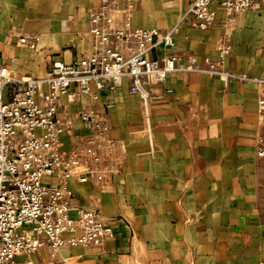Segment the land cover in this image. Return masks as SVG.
Segmentation results:
<instances>
[{
    "label": "crops",
    "instance_id": "obj_1",
    "mask_svg": "<svg viewBox=\"0 0 264 264\" xmlns=\"http://www.w3.org/2000/svg\"><path fill=\"white\" fill-rule=\"evenodd\" d=\"M118 1V25L127 13L133 27H175L168 51L194 55L196 69L150 84L146 103L129 92L128 78L113 92L100 91L93 104L109 125L104 178L70 187L74 203L98 207L114 236L99 249L62 254L78 264H264V156L256 153L264 141L257 107L264 0L232 19L217 9L205 29L184 16L191 0ZM99 6L100 0H0V63L26 79L44 75L54 58L69 62L91 52L89 11ZM25 36L37 37L35 48L21 42ZM224 43L226 79L208 72L203 60H217ZM163 52L157 47L149 55ZM88 103L62 98L59 111L72 115ZM91 136L75 121L62 135L63 148ZM44 256L34 260L44 264Z\"/></svg>",
    "mask_w": 264,
    "mask_h": 264
},
{
    "label": "built area",
    "instance_id": "obj_2",
    "mask_svg": "<svg viewBox=\"0 0 264 264\" xmlns=\"http://www.w3.org/2000/svg\"><path fill=\"white\" fill-rule=\"evenodd\" d=\"M215 1L191 0L184 16L205 29L217 9L232 19L258 6V0H218L215 7ZM119 11L118 0H100L88 17L93 50L69 62L52 59L42 76L17 79L0 63V264H38L34 258L43 252L44 264H78L62 250L99 249L112 238L113 228L99 208L74 203L70 187L104 178L102 145L109 125L93 102L102 89L113 92L128 78L129 92L146 103L150 84L164 82L174 71L196 69L194 55L168 51L174 46L175 27H133L127 13L118 25ZM20 40L36 47V36ZM157 47L163 54L151 57ZM229 50L224 43L217 60L204 57L206 70L226 79L229 74L222 66ZM257 82L258 116L264 122V80ZM85 97L89 103L80 111L72 115L59 111L62 98L72 102ZM75 121L92 136L66 150L62 135L72 131ZM256 153L264 156V141Z\"/></svg>",
    "mask_w": 264,
    "mask_h": 264
}]
</instances>
